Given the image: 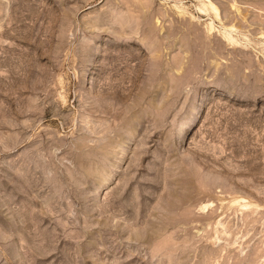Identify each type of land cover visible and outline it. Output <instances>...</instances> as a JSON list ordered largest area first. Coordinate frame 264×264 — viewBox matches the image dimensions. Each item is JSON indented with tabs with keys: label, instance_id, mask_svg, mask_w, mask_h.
Returning <instances> with one entry per match:
<instances>
[{
	"label": "rangeland",
	"instance_id": "374dc122",
	"mask_svg": "<svg viewBox=\"0 0 264 264\" xmlns=\"http://www.w3.org/2000/svg\"><path fill=\"white\" fill-rule=\"evenodd\" d=\"M0 264H264V0H0Z\"/></svg>",
	"mask_w": 264,
	"mask_h": 264
}]
</instances>
